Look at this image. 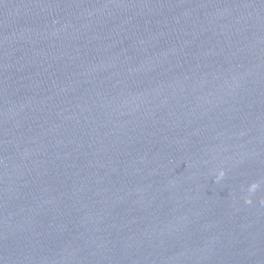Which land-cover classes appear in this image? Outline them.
<instances>
[{
    "label": "water",
    "instance_id": "95a60500",
    "mask_svg": "<svg viewBox=\"0 0 264 264\" xmlns=\"http://www.w3.org/2000/svg\"><path fill=\"white\" fill-rule=\"evenodd\" d=\"M0 264H264V0H0Z\"/></svg>",
    "mask_w": 264,
    "mask_h": 264
}]
</instances>
